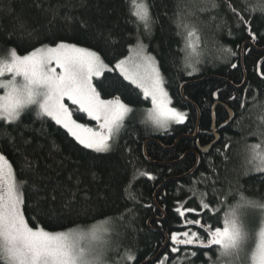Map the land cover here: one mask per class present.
<instances>
[{
	"label": "trees",
	"instance_id": "1",
	"mask_svg": "<svg viewBox=\"0 0 264 264\" xmlns=\"http://www.w3.org/2000/svg\"><path fill=\"white\" fill-rule=\"evenodd\" d=\"M229 2L250 19L255 39L246 25H238ZM147 3L153 21L150 31L138 27L130 14L131 0H0V54L15 47L24 55L64 42L94 51L113 65L139 39L157 62L171 106L186 114L183 123L166 130L142 123L150 100L117 71H105L94 81L101 98L118 97L133 109L109 152L83 148L35 111L22 114L19 128L0 140V152L13 165L17 180L28 182L23 210L29 226L60 232L103 224L108 232L104 264H148L149 259L158 264L165 256L171 264L181 253H171L170 234L186 230L178 227L181 219L175 209L201 211L198 199L203 192L209 193L211 209L218 211L187 218L201 219L213 229L222 228L226 214L240 207L241 194L264 204V173L254 170L246 148L264 141V124L258 120L264 114V14L257 11L250 17L245 11L258 7L259 0ZM182 24L196 29L199 39L190 38L196 43L194 50L188 46L190 28ZM71 108L74 119L95 126L86 114ZM213 118L218 140L201 154L198 147L214 141ZM201 173L211 180L192 184ZM213 180L218 198L209 187ZM240 210L254 235L264 208ZM128 250L135 253L134 261L126 260ZM217 256L215 248L200 249L192 264H212Z\"/></svg>",
	"mask_w": 264,
	"mask_h": 264
},
{
	"label": "snow or ice",
	"instance_id": "2",
	"mask_svg": "<svg viewBox=\"0 0 264 264\" xmlns=\"http://www.w3.org/2000/svg\"><path fill=\"white\" fill-rule=\"evenodd\" d=\"M217 6L212 4L214 8ZM228 8L236 17L238 25H246L249 34L255 39L250 19H245L244 14L230 2ZM245 11L250 17L257 11L264 14V0H259L258 7H246ZM130 14L135 17L138 27L150 31L153 21L147 0H131ZM182 27L190 28L186 24H182ZM193 36L199 39L194 27L187 31V38ZM188 46L191 48L190 43ZM113 70L96 52L64 42L55 47L35 48L24 55L19 54L15 47L4 49L0 54V90L3 91L0 95V133L3 134L0 140L10 136V129L19 128L22 114L35 111L37 116L49 118L66 130L83 148L97 153L109 152L124 127L126 117L133 111L118 97L101 99L93 85L94 77ZM115 70L124 80L140 89L145 99H151L152 108L145 110L147 117L142 123L150 121L153 126L166 130L170 123L184 122L186 114L170 107L171 100L164 89V80L155 58L146 53L139 39L134 54L118 61ZM70 106H75V111L95 121L97 128L73 119L74 113ZM244 107L242 103L241 108ZM258 120L264 124V114L258 116ZM246 148L254 170L264 173V141L247 145ZM139 175L153 179L146 172H140ZM208 180L211 177L201 173L200 178H194L192 184L198 185ZM27 183L26 180H17L13 165L0 152V264H104L106 244L94 233L74 232L71 229L49 232L29 226L23 210ZM215 183L213 180L209 187L218 198ZM208 195V192H203L198 199L201 211L176 207L175 211L181 219L178 227L186 230L170 234L171 253H181L171 264H192V258L198 255V250L213 248L218 256L212 264H218L222 258H228V264H239L242 254L247 256L250 264H264V226L255 234V247L248 252V243L253 235L248 229L245 213L240 210L244 207L264 208V204L248 200L241 194L240 207L233 208L230 216L226 214L222 228L213 229L211 225L202 223L201 219L187 218L188 214L199 217L209 210L218 211L211 209ZM129 196L135 198L131 193ZM192 198H196L194 194ZM51 199L55 200V195ZM193 227L200 231L192 230ZM204 255L211 260L207 251ZM125 258L134 261L135 253L128 250ZM148 264H151L150 259ZM158 264H169V257L160 259Z\"/></svg>",
	"mask_w": 264,
	"mask_h": 264
},
{
	"label": "rangeland",
	"instance_id": "3",
	"mask_svg": "<svg viewBox=\"0 0 264 264\" xmlns=\"http://www.w3.org/2000/svg\"><path fill=\"white\" fill-rule=\"evenodd\" d=\"M190 44H191V48L190 49H195L196 48V43L193 41V40H191L190 39ZM136 48H137V46L134 48V49H132V51H130L129 52V54L127 55V56H125L124 58H122L121 60H125V59H127L130 55H133L134 54V51L136 50ZM189 50V49H188ZM190 51V50H189ZM147 53V52H146ZM148 55H150L149 53H147ZM150 56H152V55H150ZM153 57V56H152ZM120 61V60H119ZM156 61V60H155ZM156 64H157V62H156ZM107 65V64H106ZM115 65H116V63L115 64H113V65H108V67L109 68H112V69H114L113 71H117L118 73H119V71L118 70H115ZM57 71H59V69H57ZM99 77H94L93 78V85H94V81L96 80V79H98ZM164 86V85H163ZM165 89V88H164ZM166 91V90H165ZM3 94V91L2 90H0V95H2ZM169 97V96H168ZM102 99V98H101ZM149 100H150V103H151V99L150 98H148ZM105 100H108V99H105ZM66 103H69L70 104V102H68L67 100L65 101ZM70 107H72V106H70ZM75 107V106H74ZM170 107H172L171 106V104H170ZM152 108V104H151V106H150V108L149 109H151ZM173 108V107H172ZM175 109V108H174ZM179 112H181V111H179ZM183 113V112H182ZM147 117V114L145 115V118ZM127 118V117H126ZM74 119V118H73ZM185 121V120H184ZM78 123H82V122H79V121H77ZM148 123H150L151 124V126H153V124L149 121ZM84 124H87L89 127H93V128H97V124H95V126H92L91 124H89V123H84ZM172 124H180V123H170L169 124V126H171ZM168 126V127H169ZM156 130H165V129H162V128H157V127H155V126H153ZM92 150V149H91ZM228 216H230V215H228ZM262 216H264V214L262 215ZM264 217H260V219L262 220ZM261 220H259V222H258V226H259V229H260V227L261 226H264V219H263V221H261ZM259 229H258V231H259ZM74 232H80V231H86V232H88L89 234H95L96 236H97V238L100 240V241H103V242H105V238H106V236H107V231L105 232V226L103 225V224H96V225H93V226H91V227H88V228H86V229H78V230H73ZM258 231L256 232V233H258ZM66 232V231H65ZM104 232H105V234H104ZM255 233V234H256ZM255 234L253 235V239H251L250 241H249V243H248V247H247V251L248 252H250L251 251V249L252 248H254L255 247ZM107 247V246H106ZM106 247H105V253H104V263H105V261H106V252H107V249H106ZM222 263L223 264H228V258H224L223 259V261H222ZM239 264H250V261L248 260V258H247V256L245 255V254H242V258H241V261L239 262Z\"/></svg>",
	"mask_w": 264,
	"mask_h": 264
},
{
	"label": "water",
	"instance_id": "4",
	"mask_svg": "<svg viewBox=\"0 0 264 264\" xmlns=\"http://www.w3.org/2000/svg\"><path fill=\"white\" fill-rule=\"evenodd\" d=\"M181 97L185 100V97H184V95H183V91H182V88H181ZM217 105V104H216ZM216 105H214V107H213V109H212V113L214 114V109H215V106ZM215 121H214V118H213V125H212V131H211V137H213L214 138V141L210 144V145H208V146H205V147H198V150H199V152L201 153V154H206L208 151H209V149L211 148V145H213L214 143H216L217 142V140H218V135H217V133L215 132ZM197 134V128H196V131H195V133H194V136L193 137H191L192 139L195 137V135Z\"/></svg>",
	"mask_w": 264,
	"mask_h": 264
}]
</instances>
